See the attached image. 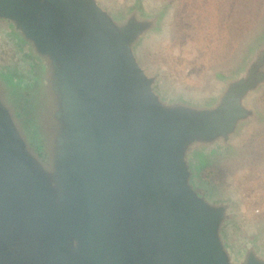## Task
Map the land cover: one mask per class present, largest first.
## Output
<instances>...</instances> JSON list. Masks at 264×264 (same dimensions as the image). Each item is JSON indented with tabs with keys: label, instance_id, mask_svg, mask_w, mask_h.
I'll list each match as a JSON object with an SVG mask.
<instances>
[{
	"label": "water",
	"instance_id": "1",
	"mask_svg": "<svg viewBox=\"0 0 264 264\" xmlns=\"http://www.w3.org/2000/svg\"><path fill=\"white\" fill-rule=\"evenodd\" d=\"M161 15L0 0L34 62L0 69V264H264L255 238L233 249L231 201L198 180L259 118L264 40L209 101L169 97L137 56Z\"/></svg>",
	"mask_w": 264,
	"mask_h": 264
},
{
	"label": "rangeland",
	"instance_id": "2",
	"mask_svg": "<svg viewBox=\"0 0 264 264\" xmlns=\"http://www.w3.org/2000/svg\"><path fill=\"white\" fill-rule=\"evenodd\" d=\"M118 14L136 3L147 12H161L159 27L137 49L149 73H159L158 87L169 97L207 102L221 78L236 72L251 49L264 40V0H98ZM0 20V69L27 74L25 46ZM18 71V72H17ZM249 104L258 113L231 138V148L199 165V191L232 204L225 228L233 249L255 238L264 251V84Z\"/></svg>",
	"mask_w": 264,
	"mask_h": 264
}]
</instances>
